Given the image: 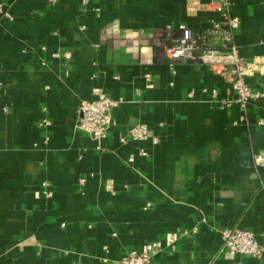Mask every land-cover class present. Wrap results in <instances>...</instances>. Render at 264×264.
<instances>
[{
    "label": "crops",
    "instance_id": "obj_1",
    "mask_svg": "<svg viewBox=\"0 0 264 264\" xmlns=\"http://www.w3.org/2000/svg\"><path fill=\"white\" fill-rule=\"evenodd\" d=\"M229 2L246 81L264 90V0ZM208 3L0 0V264H119L156 241L148 264H264L223 236L264 243V98L223 107L202 91L233 96L219 67L169 66L174 29L220 18ZM101 92L120 103L97 140L79 106ZM139 123L157 143L126 139Z\"/></svg>",
    "mask_w": 264,
    "mask_h": 264
},
{
    "label": "built area",
    "instance_id": "obj_2",
    "mask_svg": "<svg viewBox=\"0 0 264 264\" xmlns=\"http://www.w3.org/2000/svg\"><path fill=\"white\" fill-rule=\"evenodd\" d=\"M52 2L56 0H50ZM220 14L218 20L212 21L211 26L202 31H194L186 25H179L172 32V44L167 49L169 66L175 73V65L181 61H199L207 64L210 68L219 67L221 72L231 80L233 96L227 99L218 97V90L213 88L204 93H209L210 101L223 107L237 105L241 110H246L249 103L264 98V90L253 89L246 81L248 71L247 62L239 54V49L234 42L235 31L239 28L240 19L229 9V0H209ZM7 17L11 16L7 14ZM66 59H71V53H64ZM149 77V75H147ZM195 90L189 92V98H193ZM116 100L105 92H101L96 98L83 100L79 106L78 127L80 130L99 140L108 136L114 109L119 105ZM243 121V116H241ZM258 124L264 125V119ZM151 138L154 143L158 142L157 137L149 135L147 124L139 123L133 126L126 139L145 141ZM142 155L147 152L142 150ZM134 157L130 158L133 161ZM261 156L256 155L255 162L261 163ZM85 178H80L79 183L83 185ZM42 193L47 197L51 195L48 182L41 185ZM225 246L230 254H244L254 257L264 256V243L256 239L253 231L248 229H226L223 231ZM162 242H150L144 244L139 250H133L124 255L119 264H148L161 250Z\"/></svg>",
    "mask_w": 264,
    "mask_h": 264
}]
</instances>
